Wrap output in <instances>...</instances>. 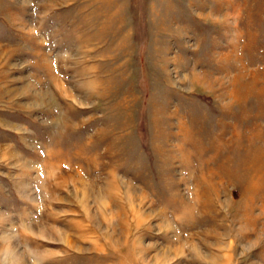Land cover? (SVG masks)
<instances>
[{
    "label": "rangeland",
    "instance_id": "1",
    "mask_svg": "<svg viewBox=\"0 0 264 264\" xmlns=\"http://www.w3.org/2000/svg\"><path fill=\"white\" fill-rule=\"evenodd\" d=\"M0 264H264V0H0Z\"/></svg>",
    "mask_w": 264,
    "mask_h": 264
}]
</instances>
